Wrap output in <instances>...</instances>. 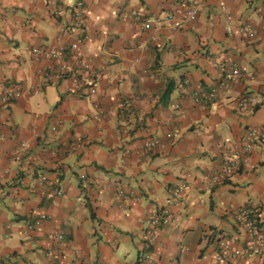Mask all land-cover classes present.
<instances>
[{
  "label": "crops",
  "instance_id": "1",
  "mask_svg": "<svg viewBox=\"0 0 264 264\" xmlns=\"http://www.w3.org/2000/svg\"><path fill=\"white\" fill-rule=\"evenodd\" d=\"M182 9L176 0H0V264H129L148 214L167 205L151 264H211L216 237L242 238V205L264 231V144L243 157L230 150L248 127L264 130V0H198L190 24L143 28ZM84 33L90 94L70 73L48 79L55 64L27 50ZM209 88L212 100H194ZM5 91L20 94L3 102ZM148 139L160 146L144 151ZM225 156L238 166L211 184ZM41 175L58 183L39 185ZM30 213L46 218L35 224ZM242 264H264V247Z\"/></svg>",
  "mask_w": 264,
  "mask_h": 264
},
{
  "label": "built area",
  "instance_id": "2",
  "mask_svg": "<svg viewBox=\"0 0 264 264\" xmlns=\"http://www.w3.org/2000/svg\"><path fill=\"white\" fill-rule=\"evenodd\" d=\"M177 3L184 5L181 13H168L163 18L156 19L155 24H152L148 19L143 20V28L149 29L152 25H159L161 22H166L172 29H179L193 22L198 12V0H176ZM76 17H79V24H83L82 6L80 2H76L74 6ZM227 30L229 28L227 27ZM87 32V31H86ZM86 33L81 37L75 38L70 41L66 47H39L31 46L27 50L34 56H45L48 60L54 63V70L52 74L47 76L48 79L52 77H61L70 73L72 83L80 90L93 93L94 87L91 83L92 68L90 62V48L85 44ZM151 40L156 41V36H151ZM67 57L65 58V56ZM232 77L237 75V67L233 66L230 70ZM264 86V84H263ZM215 88H209L207 91L194 92V100L200 103L209 102L215 95ZM18 91H5L1 95V101L8 102L13 98L19 96ZM250 100L248 97L237 98L238 105L244 106L245 102ZM2 138V135H0ZM256 142L264 144V130L256 127H248L244 133L243 141L238 146L230 148L231 152L235 155L243 157L248 153ZM157 139L144 140L142 149L150 152L153 148L159 147ZM227 151L226 153H231ZM223 164L219 169L216 176L211 178V184L216 183L228 174L231 173L232 168L238 166L237 161H233L228 156L223 159ZM53 182L58 183V179H48L46 175H41L37 178L39 185ZM185 185L183 182H178L172 189V196L170 197L169 204H172L176 199L181 196ZM170 212L168 205L162 207L158 211H152L147 216V228L145 230V238L143 250L139 257L129 264H151L152 259L150 256V248L152 246V230L160 225L169 223ZM29 218L38 223L40 220L46 218L43 213H30ZM236 228L241 230L242 238L238 240L237 236H218L215 238L216 248L213 252L211 264H242L244 261L250 259L254 254L260 252L264 247V231L256 218V215L251 208L247 206H239L234 214ZM30 225L25 226V230L29 229ZM56 239H61V233L55 235ZM19 264V263H18Z\"/></svg>",
  "mask_w": 264,
  "mask_h": 264
},
{
  "label": "trees",
  "instance_id": "3",
  "mask_svg": "<svg viewBox=\"0 0 264 264\" xmlns=\"http://www.w3.org/2000/svg\"><path fill=\"white\" fill-rule=\"evenodd\" d=\"M168 91H169V90L167 89V90H166V93H167Z\"/></svg>",
  "mask_w": 264,
  "mask_h": 264
}]
</instances>
